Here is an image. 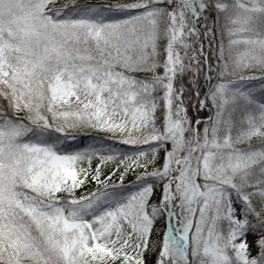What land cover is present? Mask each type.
<instances>
[{"label": "snow or ice", "instance_id": "6c2138e0", "mask_svg": "<svg viewBox=\"0 0 264 264\" xmlns=\"http://www.w3.org/2000/svg\"><path fill=\"white\" fill-rule=\"evenodd\" d=\"M0 264H264V0H0Z\"/></svg>", "mask_w": 264, "mask_h": 264}, {"label": "trees", "instance_id": "16d2710c", "mask_svg": "<svg viewBox=\"0 0 264 264\" xmlns=\"http://www.w3.org/2000/svg\"><path fill=\"white\" fill-rule=\"evenodd\" d=\"M139 75H143V74H139ZM203 82V81H202ZM190 114H194V113H190ZM205 115H207V110H205ZM93 135H95V133H93ZM82 143H88L89 141H88V139L87 138H84L82 141H81ZM253 143H255L256 141L255 140H253L252 141ZM240 147H245L246 145H239ZM133 177L134 176H132V177H130V178H125V180H124V183L125 184H127L131 179H133ZM116 179H119V177H116Z\"/></svg>", "mask_w": 264, "mask_h": 264}, {"label": "rangeland", "instance_id": "374dc122", "mask_svg": "<svg viewBox=\"0 0 264 264\" xmlns=\"http://www.w3.org/2000/svg\"><path fill=\"white\" fill-rule=\"evenodd\" d=\"M132 176H133V174H132V173H129L125 178L128 179V178H130V177H132ZM131 180H134V177H133V179H131ZM131 180H130V181H131Z\"/></svg>", "mask_w": 264, "mask_h": 264}]
</instances>
